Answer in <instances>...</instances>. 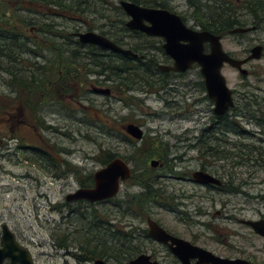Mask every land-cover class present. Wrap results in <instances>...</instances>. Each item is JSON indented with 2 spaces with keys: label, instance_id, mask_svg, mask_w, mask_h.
<instances>
[{
  "label": "rangeland",
  "instance_id": "1",
  "mask_svg": "<svg viewBox=\"0 0 264 264\" xmlns=\"http://www.w3.org/2000/svg\"><path fill=\"white\" fill-rule=\"evenodd\" d=\"M14 2L0 0V6L4 11L11 12V15L20 14L36 22L52 21L60 24V31L52 28L51 34L45 35L38 29L30 32L32 26L22 27L14 22L13 27L21 30L24 35L23 41L28 43L29 50H36L37 54L26 50L28 53L21 56L23 60L16 62L0 57V225L8 226L16 240L30 252L34 264H93V260L99 258L105 259L107 264H122L126 261H119L120 258L116 259L114 256L120 257L119 254L127 251L132 244L137 246L138 239L132 242V238L140 232L137 228H147L143 220L147 217L158 221L166 230L219 256L234 258L238 256V251H241L250 253L249 256L257 264H264V237L254 234L251 229L235 220L241 218L257 221L260 217L264 219V200L260 198L264 196V153L260 146L264 145L252 137L260 127L240 123L244 119L239 118L238 124L245 130L242 133L245 135L236 137L234 141L242 144L239 149L242 153L231 158L219 157L215 149L212 153L206 154L207 148L203 147L200 131L207 123L208 117L215 116L212 101L207 97L204 85L201 86L203 78L199 68L193 66L180 78L171 79L180 85L178 90L176 85L166 84V79L152 74L160 70L159 66L168 63H160L161 65L157 66L151 62L152 70L139 72L146 77L145 81L128 73L123 74L129 75L135 84L128 94L122 96L115 93L107 97L95 95L90 91L91 86L101 88L109 86L105 85L104 78L89 76L88 79L93 84L87 85L85 94H81L80 91L75 95V100L63 101V106L53 102L47 103L37 115L39 123L45 127L35 125L37 117H34L35 119L32 117L31 124H34L32 128L21 105L25 97L30 98L31 102L36 101V97L27 95L19 88V75L25 73L27 76L29 70L37 74L40 68L48 71L56 59L51 53L53 43L59 44L61 50H64L62 44L69 43L62 39L64 34L72 36L76 42L73 34L86 30L71 20L73 14L47 18L45 9L43 11L39 9L36 14L24 9L34 8L32 4L35 3L31 0L23 6ZM94 5L96 8L89 13L91 17L99 19L94 25L105 24L103 18L112 15H108L99 2ZM235 13L231 6H226L220 12L210 11L211 24L229 23L234 20ZM93 31L104 33L103 36L118 45V39L123 37L122 34L116 35L123 32H116L111 28L102 29L97 26ZM251 39L250 35L244 38L229 36L223 39L222 46L226 52L239 55L247 48ZM74 45L72 47L81 50ZM94 49L102 50L98 47ZM104 53L117 58V53L110 51ZM133 54L136 55L134 60L148 63L136 53ZM21 67L25 72H18ZM245 68L252 71L253 75L242 78L235 70L227 66L223 68L222 74L228 87L237 93L249 94L252 92L250 88L252 85L257 92L258 89L264 91V59ZM44 71H41V74ZM235 98L237 102L240 100L238 95ZM172 99L175 102H172ZM249 101V99L239 101L244 103L243 107H240L241 111L248 109L246 105ZM13 106L16 107L15 112ZM2 108L6 109L7 113H3ZM132 122L143 124L142 131L148 140L144 150L135 152L141 147L134 145L128 147L126 143L118 140L121 126ZM156 141L160 142L161 146L158 145L160 149L156 147ZM22 144L37 149L18 151L16 148ZM195 147L207 156H199ZM38 148L48 150L51 154L50 163L55 165L54 169L47 168L48 165L45 163L47 161L39 160L43 156ZM163 149L168 151L166 161L172 159V168H175L170 172L172 178L167 174L160 181L168 186L165 189L167 194L172 189V213L167 208L170 206L168 196L164 191L155 188L153 190L157 191L155 195L158 196L155 197L153 193V196L145 199L146 202H151L150 204L144 208H140L139 203L128 205L132 212L129 213L126 206L134 203L132 199L139 197L138 184L143 185V179H138V176L134 175V171L137 170H132V178L123 184L113 204H99L102 201L65 204L67 194L74 193L79 188V183H88L86 178L90 177L91 180L93 173L105 166L100 163L103 158L102 151L109 156L122 158L130 166L135 167L144 163L147 154L159 156ZM26 151L27 155L32 154V164L25 162ZM65 162L67 168L63 165ZM202 166H206L215 177L225 173L224 179L227 183L231 181L234 188H237V178L245 179L249 171H254L255 179H252V186L246 189L253 196L252 199L244 202L240 199L242 197L208 190L190 181V175ZM179 168L186 170H178ZM64 170H69V173ZM147 172L148 178L150 176L153 179V173L149 170ZM157 173L166 174V171L160 170ZM143 174L142 170L138 175L143 177ZM155 198L157 202H153ZM72 211L75 212L71 214ZM110 218L113 224L123 227L122 232L116 231L107 223ZM124 234H130V238L122 236ZM61 242L67 243V247H60ZM79 246L85 250L81 251ZM143 246L142 243L141 247ZM99 249L103 250L107 257H90V262L84 260L85 256L89 257L88 250ZM157 257L161 264H168L170 259L164 248L159 249Z\"/></svg>",
  "mask_w": 264,
  "mask_h": 264
},
{
  "label": "flooded vegetation",
  "instance_id": "2",
  "mask_svg": "<svg viewBox=\"0 0 264 264\" xmlns=\"http://www.w3.org/2000/svg\"><path fill=\"white\" fill-rule=\"evenodd\" d=\"M98 2L100 3L101 8L105 9L107 11V14L112 15V17L107 16L106 18H103L105 24L94 25L95 23H97V21L99 19L91 17L89 13H92L91 12L92 9L96 8L94 4H96ZM123 2L133 3L137 6H140L143 9L166 11L169 14H172V15L178 17L181 24L186 29L191 30V31L201 32L204 30H211V29H217V28L224 30L222 33H220V35H222L221 43H222L223 39H225L226 37H229V36L234 37V38H236V37L244 38L245 36L250 35L252 38L250 43H248L247 48L243 49V51H241L239 55L230 54L229 52H226L223 49L229 56H231L232 58L237 59V60H245V59L249 58L250 56H252L254 54L253 52L256 49L255 55H258L259 57L258 58L253 57V58L249 59L245 64H243L241 66L242 69L246 70L245 67H250V64L260 62L261 60L264 59V0H137V2L131 1V0H81V2L78 1V3L83 4V8H81L78 5L79 9L76 8L73 10H68L63 6L59 7L58 5L54 6L52 4L53 6L46 7L45 11H46V13H53V14H56L57 16H61L64 14H66V15L73 14L74 17H72L71 20L74 21L75 23H78L80 27H83L86 30L84 32H87V31L94 32L93 30H95V28L97 26H99L102 29L111 28L113 31L123 32V33H116V35L117 34L123 35V37L121 36V38L118 39L119 45L122 46L123 48L130 49L133 53H136L138 55V57H140L144 61L154 62L157 64V66L161 65L160 63H165V62L168 63V65H166V66L173 65L175 60L173 58L171 59L170 56H168L166 54V52L164 51L163 45L165 42H164V39L162 37H152V36H149L142 31L131 29V27L128 26V21L131 20V17H129L125 13L124 8L122 7ZM226 6H231V8L236 12L234 20L229 22V23H226V24L221 22L222 23L221 25L211 24L212 20L210 18V11L215 10V11L220 12V11H223V9ZM95 14L97 15V13H95ZM52 25H53V27H52L53 29H59V25H60L59 23H53ZM143 25L144 26H150V23L144 21ZM38 27L39 26H32L29 31L32 32L34 29H38ZM234 29H241V30H245V31L232 33V30H234ZM38 31H39V29H38ZM181 44H185V43L181 42ZM86 45H91V44H82V46H86ZM131 47L134 48L135 51L132 50ZM222 48H223V46H222ZM209 50H210L209 44L205 43V45L203 47V52L207 54L209 52ZM194 66H196V65H194ZM225 66L231 68L227 64H225L224 67ZM231 69L235 70L239 75H241L238 69H235V68H231ZM246 71H247V75L246 76L241 75L242 78H247V77L253 75L252 71H248V70H246ZM186 73H176L174 71L159 70L158 72H153L152 74L154 76L158 75V76L163 77L164 79L167 80L166 84H170L171 86L176 85L178 87V90H180V85H177L171 79L180 78L181 76H183ZM105 85H109V83H105ZM202 85H204L203 82L201 83V86ZM94 86H96V85H94ZM183 86H186V85H181V87H183ZM253 87H254V85H252V87H250L252 92H250L249 94L242 93V92L237 93L234 90H231L232 91V97H233V106L230 107L222 115L215 116V117H208L207 123L205 124V126L200 131V136L202 139L203 147L207 148V149H205L206 154L212 153L215 149H217V152H218L217 154L219 155V157H226V158L230 157L231 158V157H236L240 153H242V150L241 151L239 150L240 147L242 146V144L239 145L240 143H236L234 141V139L236 137H240V135H242V133L245 131L240 127V124H238V121L240 119L241 120L244 119L240 123L243 122L245 124H249L251 127H255V126L260 127V129H258L257 131H255L253 133L252 137L256 141H258L261 145H264V91L258 89V92H257V90ZM204 89H205V87H204ZM205 92H206V90H205ZM112 93L113 92L111 91V94ZM183 95L184 94L182 93V96ZM236 95H238L240 97V100H243V101L246 99L250 100L248 102V105H246V108L248 107V109L242 110V111L240 110V107H243L244 103H240L239 102L240 100H238V102H237V99L235 98ZM146 98H147V96H146ZM172 102H175V101L172 99ZM172 102H171L170 106L172 105ZM30 108H31V105H29V108L24 107L23 112L26 115V118L30 121V125L33 128L34 124H31V122H32L31 113L32 112H31ZM15 110H16V107L13 106V111L15 112ZM19 114H21V113H19ZM130 124H133V122L127 123V124L121 126V134H119V136H118V138H119L118 140H120L119 142L126 143L128 145V147L130 145L131 146L134 145L135 147H141V148L136 149L135 152H137V150H144L146 148L147 142H148L147 136L145 135L144 131H143L144 134L142 135L141 139H135L134 137L130 136V134H128L126 131V127ZM137 125H139L140 128L143 127V124H137ZM261 128H263V129H261ZM243 135H245V134H243ZM149 144L151 145L152 143L149 141ZM215 144H216V146H215ZM158 145L161 146L160 142L158 143L156 141V147L158 149H160ZM22 146H24V148ZM170 147L172 148V146H170ZM260 147L262 148L263 153H264V149H263L264 147L263 146H260ZM16 149L18 151L19 150H27V151L30 150V151H32L33 147H31L27 144H22L20 147H18ZM193 149H194V147H193ZM195 150L198 151V147H195ZM27 151L24 155L25 162L32 164L33 163L32 154L28 152L29 154L27 155ZM171 151H172V149H171ZM167 154H168V151L166 149H163L161 151V155H159V156H157V155L153 156L149 153L146 155L144 163L143 164L141 163L142 165H138L135 167L130 166L128 162H125V160L118 157L119 159L123 160L128 165V168L130 170V175L125 181L120 183V189H119V192L116 194V196H114L113 198L107 199L105 201H102L99 204H104V203L108 204V205L111 203L113 204V200L120 193L121 187L123 186V184H125L127 181H129L132 178V176H133L132 170H137L136 172L134 171V175L138 176L137 177L138 179H143L142 180L143 185L138 184L137 188L139 189V194H138L139 197L137 199H132L131 201L134 200V201L140 202L141 200L148 198L149 196H153L152 195L153 193L155 195V192H157L156 190L164 191L165 195L168 196V199L170 201V206L167 208L172 213V189L170 190L169 194H167L165 189L168 186H166V183L163 184L160 182L161 179L162 178L164 179V177L167 174L170 175L172 178V174L170 172H172V170H175L174 167L172 168V159L170 161H166ZM198 154H199V156H201L204 153H203V151L202 152L198 151ZM140 156H144V155L140 154ZM140 156H138V157H140ZM203 156H207V155H203ZM208 156H211V155H208ZM110 157H111L110 160L106 164H109L114 159H116L114 156H110ZM138 157H136V158H138ZM153 162L154 163L156 162V163L153 164ZM57 163H60V161H57ZM56 168L58 169L59 167H56ZM53 169H54V167H53ZM202 169H204V170H202ZM142 170L144 171L143 177L138 175L142 172ZM147 170H149V172L153 173V179H151L150 176L148 178ZM160 170L166 171V174L157 173ZM178 170H186V169L179 168ZM199 170L206 172V173L210 174L211 176H213L211 174V171L208 170L207 167L202 166ZM64 171L69 173V170H64ZM167 171H169V172L167 173ZM192 174L190 175V181L195 182L193 180ZM224 174L225 173H222L218 177L213 176L218 180L219 184H199V185L206 187L208 190H216L217 192H220L222 194L226 193V194L231 195V196L242 197L240 199L244 202H247L249 199H252L253 196L250 195V193H248L246 191V189H249L248 187L252 186V179H255V175H254L255 172L254 171H249L246 174L247 177L245 179L241 180L240 178L239 179L237 178V180H238L237 188L236 187L234 188L231 185V183H232L231 181L228 182L229 184L227 183V181L224 179ZM184 175H186V173H184ZM229 176H231V175L229 174ZM178 178L180 179L181 177H178ZM86 181L88 182V184L79 183L78 189H88V188L93 187V176L91 177V180H90V177H87ZM145 187H146V189H145ZM154 188L156 190H153ZM233 190H235V191H233ZM68 195L69 194H67L65 196V202H66L65 204H68V203L80 204L81 202H84L85 204H87V202L81 201V200L80 201L79 200L67 201L66 197ZM157 196H158V194L155 195V197H157ZM260 198L262 200H264V196H260ZM153 202H157V198H155L153 200ZM127 203H128V200H126V204ZM74 212L75 211H72L71 214ZM70 215H68V217H70ZM122 219H124V218H122ZM149 219L154 221L159 227H161L163 230H165V232L167 234H169L170 236L185 240L182 237L178 236L177 234L172 233V231L166 230L158 221H156L150 217H147L146 219H143V220H145L144 222H146L147 228L146 229L137 228V230L140 232H137L136 235L132 238V242H136V239H138L136 242L137 246L132 244V247L129 248L131 250L136 251L135 255H133L130 259L126 260V262H124L122 264H125V263L135 259L139 255H147L150 258V262L156 261L158 264H161V262L159 261V259L157 257L160 248H164L165 251L167 252V254H169L170 259H169L168 264H180V261L178 260V258L176 256H174L172 251L169 249V244H172L171 241H168V243H160V242L155 241L149 235V230H148V225H147V221ZM235 220H237L239 223H241L243 226H245L249 229H251V228L248 225L242 223V221H254V220L241 219V218H236ZM258 220H264V219H263V217H260ZM115 221H117V220H115ZM107 223L111 227H114L116 231H119V232L123 231V227L117 226L116 224H113V220L111 218L107 220ZM125 225H127V224H125ZM0 226H2V225H0ZM254 234H256V233L254 232ZM136 236H137V238H136ZM14 238H15V236H14ZM139 239H142V241ZM0 240H1V233H0ZM15 240H16V238H15ZM186 241H188V240H186ZM188 242L192 245H196L193 242H190V241H188ZM61 243L62 244L60 245V247H67V243L66 244L63 242H61ZM142 243L144 245L143 247H141ZM196 246H198V245H196ZM126 248H124V249L127 250ZM79 249L81 251L85 250L84 247H82V246H79ZM205 250H207V249H205ZM207 251L211 252L215 256L222 257V256L215 254L214 252H212L210 250H207ZM88 252H89V254H88L89 257L85 256V259H84L86 262H90L91 258H95L91 255L92 254L91 251L88 250ZM249 255H251V254L238 251V256H236L234 258H229V257H222V258L231 259V260L241 259V260H245L247 262L253 263V264H257L252 259V257ZM97 260H101L104 262V264H107L105 259H100V258L94 259L93 264H95V261H97ZM196 262H197L196 259H190L189 260V264H196ZM3 264H11L10 259L6 258L3 261Z\"/></svg>",
  "mask_w": 264,
  "mask_h": 264
},
{
  "label": "water",
  "instance_id": "3",
  "mask_svg": "<svg viewBox=\"0 0 264 264\" xmlns=\"http://www.w3.org/2000/svg\"><path fill=\"white\" fill-rule=\"evenodd\" d=\"M124 11L131 20L128 26L131 29L139 30L152 37H162L164 39L163 49L175 62L171 66H160L162 71H174L184 73L196 65L203 78V83L209 99L214 103L213 112L222 115L233 106L232 91L228 87L226 79L222 74L225 64L231 68L238 69L242 76L247 75V71L241 66L249 59L256 57L254 54L245 60H237L229 56L222 48V35H212L207 31L195 32L186 29L178 17L166 11L143 9L131 4L122 3ZM149 22L150 26H144L143 22ZM245 30L234 29L232 33ZM82 44L96 45L123 55H130L136 58L130 50H123L96 32H77L73 34ZM184 42L185 44H181ZM208 43L209 52H203V44ZM90 91L94 94L109 95V89L91 86ZM126 131L135 139H141L142 132L133 125H128ZM156 163V162H155ZM153 162V164H155ZM130 175L128 165L121 159L116 158L109 164L100 168L93 174V187L88 189H78L66 197L67 201L87 200L98 202L116 196L120 189V183L125 181ZM193 180L198 184H219L218 180L210 174L201 170L192 174ZM248 225L257 235L264 237V220L242 221ZM149 235L157 242L168 243L173 255L178 258L180 264H189L190 259H196V264H253L241 259H225L215 256L202 247L192 245L186 240L170 236L159 227L154 221H147ZM2 232L0 246V264L9 258L11 264H34L30 252L20 245L9 231L6 225L0 226ZM95 264H104L97 260ZM125 264H158L156 261L150 262L147 255H139L135 259Z\"/></svg>",
  "mask_w": 264,
  "mask_h": 264
},
{
  "label": "trees",
  "instance_id": "4",
  "mask_svg": "<svg viewBox=\"0 0 264 264\" xmlns=\"http://www.w3.org/2000/svg\"><path fill=\"white\" fill-rule=\"evenodd\" d=\"M10 1H15L14 2L15 4H19L20 6H23L27 1L30 0H10ZM31 1L35 3L32 4L34 8L33 9L24 8V9H28V12H31L33 14L39 12V9L43 11L46 7H51L53 5L54 6L58 5L59 7L63 6L68 10H73L76 8L79 9V6L83 8V4L78 3V1L81 2V0H31ZM19 11H21V9L18 10V12ZM45 16L47 18L58 17L56 14L53 13H47ZM64 18H67V16H64ZM14 22L18 23L22 27L39 26L38 27L39 31L41 33H44L45 35L51 34L53 23L52 21H50L49 23H42L39 21L36 22L33 19L24 18L20 14L11 15V12L9 13L7 11H4L3 7L0 6V57L5 60L7 59L8 61L16 62L17 60H23L21 56L25 55L26 53H28L27 51L30 50L29 47L27 46L28 43L23 41L24 35H22L21 30L13 27ZM57 30L60 31L59 29ZM223 31L224 30H219V29L210 30V32L214 34L216 33L220 34ZM101 34L103 35L104 33ZM62 39L67 40L69 43L66 44L64 42L62 44V46L65 47L64 50H61L62 47L59 44L53 43V46H51L52 49L51 53L55 56L56 59L48 71L46 70L45 72L44 69L40 68L38 69L40 70V72L37 74H34L29 70L27 71L28 73L27 76L25 75V73H22L24 75H19L20 76V82H18L19 83L18 86H20L19 88H21L27 95H32V97L34 98L36 97L35 98L36 101L33 100L32 102L30 101V98L25 97L24 103H22L21 105L26 108H29V105H31L30 110L32 112L31 116L33 117V119H35L34 117H37V115H39V112L47 103L53 102L59 104L60 106H63L64 104L63 101L67 99L75 100V95L77 93H80V91L81 94H85L87 92L85 91L87 85L93 84V82H91L88 79L89 76L104 78L103 81L105 83H109L108 86L111 88V91L115 94L122 96L126 93L128 94V91H131L133 84H135L134 81L130 79L129 75L133 77L141 78V81H145L146 77L139 72L152 70L153 68L152 67L153 64L151 62H148L146 64L141 62L140 60H133L132 58L129 57L126 58L120 57V55L118 54L116 58V56L113 57L108 54H105L104 50L100 51L94 49V46L92 45L82 46L80 43H78L77 40L75 42L74 38L69 35L64 34ZM72 45L81 48V50L79 51L75 49L74 47H72ZM132 50L135 51L134 48H132ZM30 53L37 54L36 50L35 51L31 50ZM21 71H24L22 67L18 69L19 73H21ZM41 71H44V73L41 74ZM124 73H128L129 75L126 74V76H124L123 75ZM72 95H74V97L70 98V96ZM1 111L3 113H7L6 109L2 108ZM35 120H36L35 125L45 127L41 124V122L39 123L38 117ZM36 149L37 148H33V150L35 151ZM38 149H39L38 151L43 156V158H39V160L41 159V162L47 161L45 162L48 165L47 168L55 167L54 164L50 163L51 154L48 152V150L44 148L42 149L38 148ZM102 154H103V158L100 160V163L105 165L110 160L111 157L107 155L105 151H102ZM44 157H48V158H44ZM36 162L38 161L36 160ZM63 165H65L66 168L68 167L66 162L63 163ZM145 199L141 200L140 202L134 201V203L127 204L126 209L129 211V213H132L130 211L129 206L134 204L136 205V203H139L140 208H144L145 206H147V204L151 203V202H146ZM122 236L126 238H130V234H124ZM89 251H91L92 253L91 255L93 257H102V256L107 257V255L101 249L96 251L94 250H89ZM135 253H136L135 250H127V251H122L121 254H119L120 257H116V256L114 257L116 259L120 258L119 261H126L130 259L133 255H135Z\"/></svg>",
  "mask_w": 264,
  "mask_h": 264
},
{
  "label": "bare ground",
  "instance_id": "5",
  "mask_svg": "<svg viewBox=\"0 0 264 264\" xmlns=\"http://www.w3.org/2000/svg\"><path fill=\"white\" fill-rule=\"evenodd\" d=\"M123 3H126V4H131V5H134V6H137V5H135V4H133V3H129V2H123ZM123 7V6H122ZM137 7H140V6H137ZM141 8V7H140ZM126 13V12H125ZM127 14V13H126ZM130 17V16H129ZM129 22V21H128ZM212 30V29H211ZM204 31H207V32H209L210 34H212V35H220V34H214V33H212V32H210V30H204ZM97 34H99V33H97ZM99 35H101V36H103L102 34H99ZM75 37V36H74ZM104 38H106L107 40H109L107 37H105V36H103ZM76 39H77V41H78V43H80L79 42V40H78V38L77 37H75ZM111 41V40H110ZM112 42V41H111ZM113 43V42H112ZM81 44V43H80ZM82 45V44H81ZM115 45L116 46H118L119 48H121V46H119L118 44H116L115 43ZM204 45H205V43L203 44V47H204ZM92 46H94V47H98V48H100V49H102V50H105V51H110V52H114V51H112V50H110V49H105V48H102V47H99V46H96V45H92ZM121 49H123V48H121ZM123 50H127V49H123ZM114 53H117L118 55H120V56H123L124 58H126V57H129V58H132L133 60L135 59L134 57H132V56H130V55H123V54H121V53H119V52H114ZM194 66V65H193ZM192 66V67H193ZM159 69H160V66H159ZM191 69V68H190ZM161 70V69H160ZM189 70V69H188ZM187 70V71H188ZM186 71V72H187ZM186 72H184V73H186ZM176 73H178V72H176ZM204 84V83H203ZM98 87V86H97ZM205 87V86H204ZM98 88H101V87H98ZM103 89H109L110 90V94L109 95H102V94H95V95H101V96H104V97H107V96H110L111 95V89L110 88H103ZM206 90V89H205ZM206 94H207V92H206ZM208 96V95H207ZM209 98V97H208ZM210 100V99H209ZM212 104H213V108H214V103L212 102ZM213 111V110H212ZM213 114H214V116H219V115H216L214 112H213ZM130 125H133V126H135V127H137V129L138 130H140L141 132H142V135L144 134L143 133V131H142V128H140L139 127V125H137V124H135V123H133V124H130ZM131 136V135H130ZM81 200H83V199H81ZM84 201H87V200H84ZM102 201H105V200H102ZM87 202H89V201H87ZM98 202H100V201H98ZM149 202V201H148ZM90 203H95V202H90ZM7 228H8V226H7ZM9 229V228H8ZM9 231H10V229H9ZM11 232V231H10ZM1 233V238H2V232H0ZM12 233V232H11ZM13 234V233H12ZM0 243H1V240H0ZM0 246H1V244H0Z\"/></svg>",
  "mask_w": 264,
  "mask_h": 264
}]
</instances>
